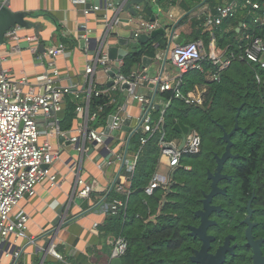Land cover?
Wrapping results in <instances>:
<instances>
[{
  "label": "crops",
  "instance_id": "1",
  "mask_svg": "<svg viewBox=\"0 0 264 264\" xmlns=\"http://www.w3.org/2000/svg\"><path fill=\"white\" fill-rule=\"evenodd\" d=\"M231 1L140 0L132 4L134 13L124 9L126 0H121L120 4L116 0H87V7L88 4L89 7L95 5L101 7L99 11H91L88 15L84 13V5L76 4L74 0H0V3H7L14 12L31 13L28 19L35 23L36 27L23 28V34L37 36L45 50L61 42V36L68 37L66 52L55 59L60 74L58 84L65 86L76 83L80 89H83L88 81L86 67L96 55V51L88 47L92 43L88 44L81 39V35L87 34L94 42V46L106 36L103 52L107 53L114 62H123L125 56L134 50L136 43L134 44L133 40L137 38L135 33L139 31V16L156 23L157 29L165 34L167 47L163 50L158 43H155L156 55L149 57L152 62H149L146 68L141 65L134 71L144 76L136 91L154 100L149 114L156 123L163 115L166 100L160 97L163 92L160 86L155 92L154 84L157 83L154 81L155 78L162 71V81L168 80L171 84H175L179 77L184 76H180L179 70L172 64L170 51L178 44L194 41V37L199 34H205V38H210L208 46L201 36L196 40L203 43L206 54L213 48V44H216V48H220L215 32L221 24L216 25L209 21L217 14L218 6ZM147 5L153 7V13L149 17L146 15ZM241 26L244 25L235 27L229 24L224 31L229 33L235 29L239 33ZM232 36L235 42L243 39L240 34L233 33ZM32 45L33 43H28L26 40L16 44L15 41L7 39L5 43H0V72L7 69L15 79L27 76L38 88L37 77L51 69L48 68V60L45 59L44 63H41L37 59V53L31 50ZM221 50L226 52L224 49ZM166 55L167 61L163 63ZM209 77H212V73ZM109 79L108 71L98 66L94 81L98 84H107ZM39 88L44 90L40 84ZM120 89L122 103L110 116L118 113L127 103L125 120L131 119L129 124L131 130L122 131L118 137H115L112 145H109L110 153L103 154L102 148L93 146V140H86L84 154L71 143L70 139L74 136H81V140L84 139L79 133V127L85 122V116L77 110V118L73 120L70 128H62L60 123V134L48 125L45 117L39 118L38 125L42 132L40 142H48L54 151H60V159L50 167L59 185L52 186L50 180L45 179L36 186L34 195L20 201L15 212L23 210L30 216L27 226L28 237L19 239L11 237L6 240L3 245L4 252L0 254V264H110L112 242L117 234L103 230L111 205L109 194L113 189L126 196L134 192L130 181L131 172L128 171L127 163L123 164V162L125 159L132 162L137 155L139 157L138 151H130V143L133 136L142 129V125H139L148 110L145 103L134 99L128 101V92L124 88ZM110 92L113 91L109 89L105 93ZM71 95L77 105L83 102V99L78 100L73 93ZM189 96H196V93L190 92ZM200 97L202 98L203 94ZM156 104L160 106V109H157L160 110L157 119L154 114ZM107 125L108 121L105 126L96 130L103 133ZM171 140L181 143L182 135L175 136ZM164 159L160 156L154 175H160L161 185L167 186L172 178L173 169L169 167L167 161L164 163L167 168L166 173L161 172ZM126 171L129 175L125 173ZM79 178L91 186L89 198L78 195L81 190ZM52 245H55L62 259L48 252ZM20 248L23 253L18 262L6 254L8 250L12 252Z\"/></svg>",
  "mask_w": 264,
  "mask_h": 264
},
{
  "label": "trees",
  "instance_id": "2",
  "mask_svg": "<svg viewBox=\"0 0 264 264\" xmlns=\"http://www.w3.org/2000/svg\"><path fill=\"white\" fill-rule=\"evenodd\" d=\"M255 1L260 3L261 9L251 11L249 7H241L234 16L224 19L220 28L216 30L217 44L226 51V55L240 53L248 43V37H259L264 41V23L255 22L257 16L264 14V0ZM152 8L151 5H147L148 17L153 13ZM229 24L235 27L240 24L245 26H241L239 33L235 29L227 33L224 29ZM233 33L240 34L243 39L235 42ZM200 36L208 46L210 38H205V34L196 35L194 41ZM61 39L66 46L68 37L63 35ZM155 43L163 50L166 49L167 41L163 32L135 44L134 50L123 59L121 73L129 76L142 65L144 56L154 57ZM217 70L216 66L206 60L204 72L185 73L181 87L184 99L174 98L173 90H166L160 94L166 101L173 98L164 114L163 129L168 139L180 136L174 129L178 119L192 131L197 132L203 142L200 154L184 156L181 165L173 170L170 184L173 183L178 189L177 194L168 192L166 186L157 188L152 195L145 192L161 156L160 133H154L143 146L140 139L146 133L142 129L131 139L130 151H139L135 172L132 175L130 173L134 192L130 196L120 194L116 189L110 192L111 203L115 199H120L128 202V205L126 208L121 207L116 214L109 210L103 226L105 232L122 235L128 241V250L122 258L124 264L179 263V257L184 254L187 244L185 226L190 222V209H195L196 198L200 196L207 183V173L203 164L211 159L213 150L222 151L220 145L224 143L223 132H231L235 127V117L240 107L238 122L241 129L232 136L233 152L250 157L247 163L239 168V176L241 177L246 169L248 171L261 169L257 164L264 162V68L236 57L229 67L220 71L219 80L211 79L209 75ZM94 85L101 92L99 95L92 93L90 98V115L97 114L94 120L89 121L90 129L105 126L110 115L114 114L122 103L120 88L105 93L110 89L107 84H98L94 81ZM190 92H195L197 97L203 94L200 105L186 103ZM76 108L77 103L72 95L68 94L63 108L65 116L60 120L62 128L71 127L73 120L77 118ZM154 114L157 119L160 110L154 109ZM189 164L194 166L192 171L186 169ZM125 173L128 174L127 171ZM151 216H155L153 220L150 219ZM173 220L180 223L173 226Z\"/></svg>",
  "mask_w": 264,
  "mask_h": 264
},
{
  "label": "built area",
  "instance_id": "3",
  "mask_svg": "<svg viewBox=\"0 0 264 264\" xmlns=\"http://www.w3.org/2000/svg\"><path fill=\"white\" fill-rule=\"evenodd\" d=\"M74 2L84 5L86 15L90 14L91 11L101 9L99 5L87 7V0H74ZM241 7H249L251 11L261 9L260 3L255 0H232L228 4L218 6L217 14L214 18L211 17L209 22L220 25L224 19L234 16ZM138 22L139 31L135 33V38L141 33L150 35L154 30H157L156 23L149 22L142 16H139ZM255 22L263 24L264 14L257 16ZM110 25H108V28H110ZM81 37L90 44L91 40L87 34H83ZM5 38L15 41L16 44L23 40L33 43L31 50L37 53V59L41 63H44L45 59L48 60V68L51 70L45 71L37 77L38 88L29 81L27 76L15 79L7 69L0 72V254L4 252L3 245L9 238L28 237L27 226L30 216L23 210L15 212L20 201L27 196L34 195L36 186L45 179H49L52 186L59 185L56 181V175L51 172L50 167L56 160L60 159V151H54L48 142H40L42 132L38 125L39 118L41 116L45 117L48 125L60 134L58 113L64 108L66 96L73 93L78 100L83 99V102L77 105L76 110L85 116V122L79 127V133L83 135L84 139L81 140V136H74L70 139L71 143L77 146L76 149L83 154L86 152L87 139L97 141L99 144L102 143L103 133L89 127V121L94 120L97 115L96 113L90 115L89 112L91 95L94 92L99 95L101 92L94 85V74L98 66L107 71L115 69L111 91H116L118 88H124V85H128V88H124L128 92V101L134 99L146 104L148 110L142 120L141 127L146 135L140 139L142 146L148 142L154 133L159 132L161 156L167 159L171 169L178 167L184 156L197 152L201 142V137L197 132L190 131L186 136L184 147L179 149L181 143L168 139L167 133L163 129L164 114L170 107L173 98L166 101L161 119L156 123L153 121L149 113L154 105V100L140 95L136 91L141 79L144 78L143 74L134 72L129 76H125L121 73L123 62H114L107 53L103 52L106 36L103 41L92 49V51H96V55L86 67L85 73L88 81L83 89H80L76 83L65 86L58 84L60 74L55 59L67 50L62 42L41 51V44L37 36L23 34V28L19 25L11 28ZM248 38L249 41L243 50L237 55L232 53L230 56L226 55V52L220 48H216V44H213V48L208 54L205 53L204 45L200 41L178 44L170 51L171 61L179 70L180 76H182L191 71L204 72V62L209 60L218 68L217 72L212 74L211 79L213 80H219L220 71L229 67L236 57L259 64L264 68V41L259 37ZM154 81L160 82V90L162 91L173 90L174 98H184L181 92L182 77H179L175 84H171L168 80L162 81L161 76L156 77ZM39 84L44 90L39 88ZM186 102L200 105L202 98L200 96H189ZM126 113L127 103L114 115L113 129H121ZM137 159L138 155L132 162L125 159L128 171L132 174L136 169ZM161 179L160 175H154L145 189L147 195H152L161 186ZM78 183L81 185L78 195L82 198H89L91 186L81 178H79ZM127 205L128 202L115 199L109 210L116 214L121 207L126 208ZM29 242H32V240H29ZM112 244L111 260L114 258L122 259L128 250V241L122 235H119L116 236ZM48 252L58 259H62L55 245H52ZM22 253L21 248L6 252L7 255L13 257L15 262H18Z\"/></svg>",
  "mask_w": 264,
  "mask_h": 264
},
{
  "label": "flooded vegetation",
  "instance_id": "4",
  "mask_svg": "<svg viewBox=\"0 0 264 264\" xmlns=\"http://www.w3.org/2000/svg\"><path fill=\"white\" fill-rule=\"evenodd\" d=\"M202 145L201 139L197 152L189 155L200 154ZM220 147L222 151L213 150L211 159L203 164L207 183L196 198L195 209H190V222L185 226L187 244L178 264H264V162L257 164L260 170L246 169L240 177L238 170L250 156L234 153L232 145L233 157L222 162L216 174L219 164L216 155H223L226 143ZM186 169L192 171L193 164ZM213 181L215 192L205 203L214 189ZM166 188L178 193L173 183ZM179 223L173 220V226Z\"/></svg>",
  "mask_w": 264,
  "mask_h": 264
},
{
  "label": "water",
  "instance_id": "5",
  "mask_svg": "<svg viewBox=\"0 0 264 264\" xmlns=\"http://www.w3.org/2000/svg\"><path fill=\"white\" fill-rule=\"evenodd\" d=\"M116 2L118 4H120L121 0H116ZM138 2H140V0H129L128 2L126 0V2L124 3V6H125L124 9L126 11L130 10L131 12L135 13V11L133 10L132 4H135V3H138ZM88 7H89V4H88ZM30 15H31V13L28 12V11L14 12L8 7L7 3H0V43H5L6 42L5 35L7 34L8 31H10L11 28H13V27H15L17 25L21 26L24 29L25 28L26 29H30V28L36 27L35 23L29 21L28 17ZM159 32H163V31L157 29V30L153 31L150 35H148V34L139 35L135 40H133V42H134V44L135 43L137 44L138 42H143L149 36L155 35V34H157ZM90 44L91 45H89V48L94 49L95 48L94 47V45H95L94 42L90 41ZM40 50L41 51L45 50L43 45L40 46ZM111 52H113V51H111ZM151 60H152L151 58H149L147 56H144L143 59H142V66L146 68L149 65V62H152ZM166 61H167V55H166L163 63H165ZM115 72H116L115 69L108 71V75L110 77V79H109V81L107 83L108 86H112L113 85V83H114L113 77L115 75ZM161 74H162V71L160 72L159 76H161ZM159 86H160V82H157V83L154 84L155 92H157ZM123 87L124 88H128V85H124ZM155 108L156 109H160V106L156 104ZM240 110H241V107L238 109V113L236 114L235 127L232 129V131L231 132H227V131L223 132L222 139L226 143V148H225V151H224V153H223V155L221 157L216 155V157L218 158V163H219L218 167H217L216 174L218 172H220L221 163L224 162L227 158L233 157L232 152H231V147L233 145V142L231 141V137L238 130L241 129V127L239 126V122H238V117H239ZM64 113H65L64 110H61L58 113V116H59L60 119L63 117ZM130 120H131L130 118H127L124 121L123 126H122V128L120 130L119 129H113L112 125H113V122H114V116H110L109 120H108V125L105 128V130L103 132V135H102V143L99 144L97 141H93V146L94 147H98L99 146L100 148H102L101 152L103 154L110 153L109 145H112V143L114 142L115 137H118L121 134L122 131H130L131 130V128L129 127V124L131 122ZM142 122L140 123L139 126L142 125ZM174 129L179 134L182 135V141H181V144L179 145V149H182L184 147L185 143H186V136L190 132V127L185 125L181 120H178L174 124ZM244 131H246V130L244 129ZM124 163H125V160H124L123 164ZM209 177L214 178V180L216 181V178L212 175V173H209ZM172 178H173V175H172ZM215 181H213V184H212L214 189L208 195L207 199L205 200V203L207 202L208 198H210L213 195V193L215 192V186H216V182ZM206 207L207 206L205 204V208ZM199 212H197V213L199 214ZM110 264H124V263H123V260L121 258H114V259H112L110 261Z\"/></svg>",
  "mask_w": 264,
  "mask_h": 264
},
{
  "label": "rangeland",
  "instance_id": "6",
  "mask_svg": "<svg viewBox=\"0 0 264 264\" xmlns=\"http://www.w3.org/2000/svg\"><path fill=\"white\" fill-rule=\"evenodd\" d=\"M263 58H264V55H263ZM164 163H167V159H164V160H163V164L161 165V172H162V173H166V171H167V170H166L167 168L165 167ZM154 217H155V216H151L150 219L153 220Z\"/></svg>",
  "mask_w": 264,
  "mask_h": 264
}]
</instances>
